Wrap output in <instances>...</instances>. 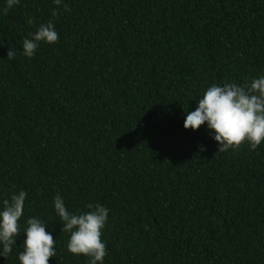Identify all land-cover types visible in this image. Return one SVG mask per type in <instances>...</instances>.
Masks as SVG:
<instances>
[{"label":"trees","instance_id":"1","mask_svg":"<svg viewBox=\"0 0 264 264\" xmlns=\"http://www.w3.org/2000/svg\"><path fill=\"white\" fill-rule=\"evenodd\" d=\"M4 7L0 201L28 193L17 246L35 216L56 240L49 264H87L67 251L59 194L71 211L110 209L104 264H264V143L218 152L206 124L183 126L213 83L264 74V0H63L58 16L54 0ZM49 21L58 42L25 57V37Z\"/></svg>","mask_w":264,"mask_h":264},{"label":"clouds","instance_id":"2","mask_svg":"<svg viewBox=\"0 0 264 264\" xmlns=\"http://www.w3.org/2000/svg\"><path fill=\"white\" fill-rule=\"evenodd\" d=\"M21 0H5L3 13L19 5ZM58 6L53 11L58 16L59 6L63 0H54ZM64 11H68L64 5ZM34 20L28 18L26 23ZM59 33L52 21L40 24L34 33L23 40L22 54L33 58L41 44H55ZM15 51L9 49L7 58L14 59ZM194 111H187L184 119L185 130L196 131L206 124L213 140L218 143V152L237 150L243 144H248L255 151L264 143V74L253 77L243 84L223 81L207 87L197 100ZM201 150H206L201 146ZM28 193L21 189L13 192L10 198L0 201V255L13 253L14 247L22 246L18 254L19 264H49L50 258L56 257L55 244L47 223L38 217H29L23 232L25 239L17 246L21 233V220ZM55 215L62 225L61 232L67 233V251L77 257L83 255L87 264H104L107 256V244L102 240L110 209L97 202L87 203L84 209L71 211L66 206L64 197L57 194L53 198Z\"/></svg>","mask_w":264,"mask_h":264}]
</instances>
